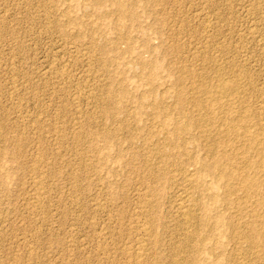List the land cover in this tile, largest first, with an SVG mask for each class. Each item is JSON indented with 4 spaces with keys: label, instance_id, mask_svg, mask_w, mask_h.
Masks as SVG:
<instances>
[{
    "label": "rangeland",
    "instance_id": "374dc122",
    "mask_svg": "<svg viewBox=\"0 0 264 264\" xmlns=\"http://www.w3.org/2000/svg\"><path fill=\"white\" fill-rule=\"evenodd\" d=\"M213 94L231 109L199 112ZM263 139L264 0H0V264H130L138 241L158 264H264ZM210 149L255 193L230 180L214 202Z\"/></svg>",
    "mask_w": 264,
    "mask_h": 264
},
{
    "label": "bare ground",
    "instance_id": "6f19581e",
    "mask_svg": "<svg viewBox=\"0 0 264 264\" xmlns=\"http://www.w3.org/2000/svg\"><path fill=\"white\" fill-rule=\"evenodd\" d=\"M121 5V4H120ZM119 8H122V6L121 7H119ZM215 20V19H214ZM208 22V21H207ZM119 26V25H118ZM205 29V28H204ZM210 29V28H209ZM210 31V30H209ZM211 33V32H210ZM261 36V35H260ZM207 37V36H206ZM211 37V36H210ZM126 38V37H125ZM262 41V40H261ZM210 42V41H209ZM206 43H207V41H206ZM241 43V42H240ZM210 44V43H209ZM202 45V44H201ZM205 45V44H204ZM200 46V45H199ZM210 46V45H209ZM205 48V47H204ZM203 48V49H204ZM196 49V48H195ZM238 49H239V47H238ZM199 50V49H198ZM94 57V56H93ZM229 59V58H228ZM96 60V59H95ZM214 60V59H213ZM210 61V60H209ZM230 62V61H229ZM221 64V63H220ZM89 68V67H88ZM203 68V67H202ZM198 69V68H197ZM227 69V68H226ZM55 71V70H54ZM66 71V70H65ZM70 71V70H69ZM94 71V70H93ZM186 71V70H185ZM224 71V70H223ZM197 72V71H196ZM62 73H63V71H62ZM185 73V72H184ZM193 73V72H192ZM206 73V72H205ZM232 73V72H231ZM101 74V73H100ZM263 74V73H262ZM201 75V74H200ZM203 77V76H202ZM209 77V76H208ZM148 78V77H147ZM90 79V78H89ZM180 79V78H179ZM227 79V78H226ZM98 80V79H97ZM104 80V79H103ZM180 82V81H179ZM230 82H232V81H230ZM92 83V82H91ZM191 83V82H190ZM236 83H237V81H236ZM236 83H226L225 81H218L217 82V84L216 85H214L213 87H214V89H213V91H215V93H219V95L221 94L222 96H226V97H228V95L230 96V94H232L233 92H235V91H237L238 90V83L236 84ZM97 84H99V83H97ZM247 84V83H246ZM179 85V84H178ZM87 86V85H86ZM195 86V85H194ZM193 86V87H194ZM77 87V86H76ZM83 87V86H82ZM94 87V86H93ZM196 87L198 88V89H202V91H204L205 93H209L210 92V87L208 86V84L207 85H202V84H198V85H196ZM95 88H96V86H95ZM191 88V87H190ZM195 88V87H194ZM240 89V88H239ZM194 90V89H193ZM244 90V89H243ZM194 91H196V90H194ZM198 91H200V90H198ZM99 92V91H98ZM84 94V93H83ZM237 94H238V92H237ZM217 95V94H216ZM233 95V94H232ZM94 97V96H93ZM97 97V96H96ZM178 98L179 99H181V96H179L178 95ZM195 99V98H194ZM222 99H223V97H222ZM119 100V99H118ZM184 100V99H183ZM195 100H198L199 102H201V100L200 99H195ZM248 100V99H247ZM202 101H205L203 104H199V112H208L210 115H211V113H213V112H215V111H219V112H226V111H228V110H230L231 109V107H230V105H228V104H226V102L224 103H222L220 100H218V98L213 94V95H208L207 97H205L204 98V100H202ZM198 102V103H199ZM96 105V104H95ZM98 105V104H97ZM197 106V105H196ZM95 107V106H94ZM94 109V108H93ZM242 109V108H241ZM256 109V108H255ZM93 112V111H92ZM163 112L164 111H160L159 112V114L160 115H162L163 114ZM165 113V112H164ZM242 113H240V115H241ZM260 114V113H259ZM133 116V115H132ZM151 116V115H150ZM163 116V115H162ZM205 115H203V117H204ZM167 117V116H166ZM247 117V116H246ZM205 118V117H204ZM203 118V119H204ZM203 119H199L198 118V126H201V125H206V124H209V121H203ZM73 120V119H72ZM184 120V119H183ZM191 120V119H190ZM240 120H243V118L241 119L240 118ZM192 121V120H191ZM190 121V122H191ZM195 121V120H194ZM230 122H229V124L227 125V127H226V129L227 130H229V131H231V130H234V127L236 126V120L234 119V120H229ZM186 121H184V123H185ZM187 123V124H186ZM185 124H184V126H183V128L185 127L186 128V126L188 127L189 126V124H188V122H186ZM89 124V123H88ZM260 124V123H259ZM222 125H224V123L222 124ZM250 126V125H249ZM159 127V126H158ZM106 128V127H105ZM182 129V127L180 128V127H178V128H175L174 129V132L176 133V134H179L180 133V131H182L181 130ZM93 130V129H92ZM218 130V129H217ZM225 130V129H224ZM223 130V131H224ZM110 132V131H109ZM165 132V131H164ZM207 132H208V130H207ZM202 133V132H201ZM256 133V132H255ZM165 134V133H164ZM157 136V135H156ZM225 136H226V134H225ZM242 136L243 137H247L246 138V140H251L248 144H246V146H245V148H244V150L242 151V152H240L239 153V151H237L236 153H239V154H243V153H245L247 150H249V149H254V148H257V144H258V141H256V138H257V136L256 135H254V133H249V132H247V130L244 128V130H243V132H242ZM180 137H181V135H180ZM142 138V137H141ZM219 138V137H218ZM218 138L216 139V140H218ZM225 138V137H224ZM219 139H221V138H219ZM223 139V138H222ZM221 139V140H222ZM150 140V139H149ZM212 140V139H211ZM216 140H212V141H216ZM226 140V139H225ZM236 140V139H235ZM245 140V141H246ZM259 140V139H258ZM264 140V139H263ZM176 141V140H175ZM227 141V140H226ZM260 141V140H259ZM217 142V141H216ZM219 143V142H218ZM234 147V146H233ZM212 148V147H211ZM237 148H239V147H237ZM230 150V149H229ZM151 151V150H150ZM228 151V150H227ZM176 153V152H175ZM193 154V153H192ZM210 154H212L213 155V159H211L210 161H208V162H206V163H204L203 164V166H204V168L205 169H208L209 171H214V170H217V168L219 167L220 168V166H222V165H224L226 162H228V161H230L231 162V158L230 157H232V156H230L229 158L227 157V158H225V157H222L221 158V156L218 154V150L217 151H215V150H211L210 149ZM234 154V153H233ZM206 155V154H205ZM160 156V155H159ZM171 156V155H170ZM206 157V156H205ZM40 158V157H39ZM81 159V158H80ZM235 159V158H234ZM238 159V158H237ZM246 159V158H245ZM158 160V159H157ZM161 160V159H160ZM247 160H249L248 158H247ZM246 160V161H247ZM245 161V162H246ZM161 162V161H160ZM258 163V165L260 166V164L261 163H259V162H257ZM38 164V163H37ZM84 165V164H83ZM243 165H244V163H243ZM33 166V165H32ZM37 166V165H36ZM233 166V165H232ZM248 166V165H247ZM246 166V167H247ZM44 167V166H43ZM143 167V166H142ZM172 167V166H171ZM243 167V166H242ZM249 167V166H248ZM40 168V167H39ZM151 168V167H150ZM245 168V167H244ZM43 169V168H42ZM147 169V168H146ZM171 169V168H170ZM182 169V168H181ZM153 171V170H152ZM242 171H244V169H242L241 167H239L238 165H236L235 167L233 166V168L231 167V168H225V167H223L222 166V168L221 169H219L218 170V173H217V181L216 182H211L210 184H208L207 186H206V189L208 190V192H209V195H210V198L214 201V202H216V201H218V195L216 194V193H214L215 192V189H217L219 186H222V187H225L227 190H231V187L229 186V181L230 180H235L240 186V188L244 191V192H246V193H249V192H254L255 191V188H257V179L256 178H252V177H250L247 173H245V171L244 172H242ZM33 172V171H32ZM156 172V171H155ZM186 172V171H185ZM184 172V173H185ZM34 173V172H33ZM68 173V172H67ZM45 174V173H44ZM43 174V175H44ZM251 175V174H250ZM256 175V174H255ZM254 175V176H255ZM40 177V176H39ZM183 179L185 180V182L188 184V185H196L198 188H202V187H204V185H203V183H200L201 181H202V178L200 177V176H197V175H192V174H184L183 175ZM37 178V177H36ZM101 179V178H100ZM168 180V179H167ZM73 183V182H72ZM170 184V183H169ZM40 186V185H39ZM106 187V186H105ZM178 187V186H177ZM180 187V186H179ZM182 188V187H181ZM46 189V188H45ZM176 189V188H175ZM186 190V189H185ZM39 191H41V190H39ZM152 191V190H151ZM183 191H184V189H183ZM242 191V192H243ZM180 192V191H179ZM257 192V191H256ZM185 193V192H184ZM232 193V192H231ZM255 193V192H254ZM179 194V193H178ZM37 195V194H36ZM181 195V194H180ZM188 195V194H187ZM40 196V195H39ZM106 196V195H105ZM107 197V196H106ZM148 197V196H147ZM181 197V196H180ZM198 197H199V195H198ZM47 198V197H46ZM179 198V197H178ZM186 198V197H185ZM184 198V199H185ZM195 198V197H194ZM239 198V197H238ZM184 199H181L180 198V200H178V202L175 204L176 206V208L179 210V211H182L184 214H182V215H185V217H184V221H183V230H184V237H185V239L186 240H190V241H193V242H196L197 244H198V242H199V238H198V236L196 235V233L194 232V226L196 225V223L198 222H195L194 221V219H193V214H194V211H196L195 210V208H196V205L191 201V200H188V199H186V200H184ZM197 199V198H196ZM194 200V199H193ZM173 201V200H172ZM175 201H177V200H175ZM104 201H102V203H103ZM150 202V201H149ZM174 202V201H173ZM104 204V203H103ZM199 207V206H198ZM33 208H35V207H33ZM44 208V207H43ZM110 208V207H109ZM136 209V208H135ZM139 209V208H138ZM176 209V210H177ZM196 209H198V208H196ZM244 209V208H243ZM253 209V208H252ZM140 210V209H139ZM174 210V209H173ZM97 211V210H96ZM132 211V210H131ZM149 212V211H148ZM145 213V212H144ZM136 214V213H135ZM175 214V213H174ZM181 214V213H180ZM142 215V214H141ZM178 215V214H177ZM150 216V215H149ZM131 218V217H130ZM140 218V217H139ZM138 218V219H139ZM146 219V218H145ZM204 222H203V224H204V226L206 225L205 223H206V220L204 219L203 220ZM220 220H218L217 222H219ZM140 221H138L137 223H139ZM131 224V223H130ZM198 224V223H197ZM137 225V224H136ZM164 225V224H163ZM140 226V225H139ZM127 228V227H126ZM141 228H142V230H143V232L144 233H142V235L144 234V236H146V237H148V236H152L151 234H152V231L154 230L153 229V226H152V224L150 223V220H148L147 222H144V224H142V226H141ZM181 229V228H180ZM208 229V228H207ZM135 230H136V228H135ZM134 230V231H135ZM105 231V230H104ZM137 231H138V226H137ZM135 233V232H134ZM177 233V232H176ZM105 234V233H104ZM180 234V233H179ZM182 234V233H181ZM140 235V234H139ZM102 236V235H101ZM136 236V235H135ZM154 236V235H153ZM139 237V236H138ZM146 237H143V238H145L146 239ZM257 237H262V232H259V231H257L254 227H252L251 228V234H250V236L248 235V240H249V242H251V243H255V239L257 238ZM109 238V237H108ZM238 238V237H237ZM102 240V239H101ZM110 240V239H109ZM141 240V239H140ZM168 240V239H167ZM232 240V239H231ZM96 241V240H95ZM107 241V240H106ZM144 241V240H143ZM130 243V242H129ZM136 243V242H135ZM178 243V242H177ZM98 244V243H97ZM137 244V243H136ZM142 243H141V241H138V244L137 245H140V246H138V247H136L137 248V250L136 251H130L128 248V251L126 250L124 253H125V257L127 258V260H128V262L130 263V264H158V262H157V260L155 259V258H153L152 260H151V258H149L146 254H145V251H144V249H143V245H141ZM190 244V243H189ZM237 244V243H236ZM166 245V244H165ZM32 246V245H31ZM66 246V245H65ZM133 246H134V244H133ZM30 247V246H29ZM123 247V246H122ZM128 247V246H127ZM145 247H146V245H145ZM113 248V247H112ZM134 248V247H133ZM31 249V248H30ZM114 249V248H113ZM241 249V248H240ZM28 250V249H27ZM112 250V249H111ZM251 250V249H250ZM108 251V250H107ZM106 251V252H107ZM254 253V252H253ZM99 254H101V253H99ZM98 254V255H99ZM242 254V253H241ZM113 255V254H112ZM119 255V254H118ZM100 256H102V255H100ZM104 256V255H103ZM175 256V255H174ZM97 257V256H96ZM124 257V258H125ZM249 258V257H248ZM110 259V258H109ZM179 259V258H178ZM32 260V259H31ZM126 260V259H125ZM125 260H124V262H125ZM183 260V259H182ZM18 261V260H17ZM123 261V260H122ZM122 261H120V262H122ZM180 261V260H179ZM96 262V261H95ZM108 262V261H107ZM176 263V262H175ZM179 263V262H178ZM183 263V262H182ZM120 264V263H119ZM123 264V263H122ZM180 264V263H179Z\"/></svg>",
    "mask_w": 264,
    "mask_h": 264
}]
</instances>
